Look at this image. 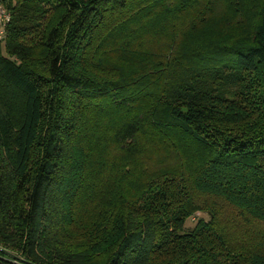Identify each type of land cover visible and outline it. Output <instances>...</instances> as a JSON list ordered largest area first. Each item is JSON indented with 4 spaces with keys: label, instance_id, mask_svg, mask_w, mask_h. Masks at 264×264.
<instances>
[{
    "label": "trees",
    "instance_id": "trees-1",
    "mask_svg": "<svg viewBox=\"0 0 264 264\" xmlns=\"http://www.w3.org/2000/svg\"><path fill=\"white\" fill-rule=\"evenodd\" d=\"M4 4L0 264H264V0Z\"/></svg>",
    "mask_w": 264,
    "mask_h": 264
},
{
    "label": "built area",
    "instance_id": "built-area-1",
    "mask_svg": "<svg viewBox=\"0 0 264 264\" xmlns=\"http://www.w3.org/2000/svg\"><path fill=\"white\" fill-rule=\"evenodd\" d=\"M11 19V14L7 10L4 0H0V41L6 36V27Z\"/></svg>",
    "mask_w": 264,
    "mask_h": 264
},
{
    "label": "rangeland",
    "instance_id": "rangeland-1",
    "mask_svg": "<svg viewBox=\"0 0 264 264\" xmlns=\"http://www.w3.org/2000/svg\"><path fill=\"white\" fill-rule=\"evenodd\" d=\"M199 216H200V214L197 213L195 216L190 217V218L187 220V222H186V227H192V226L195 224V222H196V220H197V218H198Z\"/></svg>",
    "mask_w": 264,
    "mask_h": 264
}]
</instances>
